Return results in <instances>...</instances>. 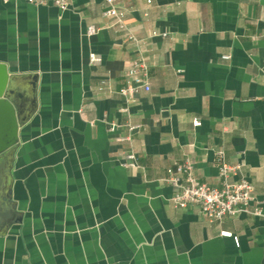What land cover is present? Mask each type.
I'll return each mask as SVG.
<instances>
[{
    "label": "crops",
    "instance_id": "obj_1",
    "mask_svg": "<svg viewBox=\"0 0 264 264\" xmlns=\"http://www.w3.org/2000/svg\"><path fill=\"white\" fill-rule=\"evenodd\" d=\"M67 1L0 0L7 89L35 103L0 157V264H264V0H116L124 30L103 0ZM139 54L150 90L126 103ZM184 157L215 187L235 166L260 215L174 207L163 178Z\"/></svg>",
    "mask_w": 264,
    "mask_h": 264
},
{
    "label": "built area",
    "instance_id": "obj_2",
    "mask_svg": "<svg viewBox=\"0 0 264 264\" xmlns=\"http://www.w3.org/2000/svg\"><path fill=\"white\" fill-rule=\"evenodd\" d=\"M6 2L8 0H2ZM31 4H53L60 10L67 7V0H25ZM103 15L110 18L109 27L115 30H124L123 8H119L116 0H103ZM92 31V29H90ZM163 35V34H162ZM126 37L134 43H139L140 39L132 33L127 32ZM89 58L92 62L100 60L98 55L91 53ZM222 59H228V54H222ZM149 91L148 62L141 54L133 58L124 72V84L118 89L126 103L134 100V96L139 91ZM194 126L199 124V119L192 122ZM129 130H133L137 125L127 123ZM128 137H117L116 140H127ZM121 164L127 168H139L141 165L136 160L133 150H126L123 153ZM236 169L235 166L220 162L218 174L221 185L219 187L210 186L200 181L194 171L193 162L189 157H184L181 161L175 162L167 169V174L163 180L174 187L171 202L178 208H195L209 220H221L225 216H236L241 212L260 215V209L252 205V185L245 179L229 182L228 177Z\"/></svg>",
    "mask_w": 264,
    "mask_h": 264
},
{
    "label": "water",
    "instance_id": "obj_3",
    "mask_svg": "<svg viewBox=\"0 0 264 264\" xmlns=\"http://www.w3.org/2000/svg\"><path fill=\"white\" fill-rule=\"evenodd\" d=\"M3 63H0V157L11 150L18 141V128L33 112L35 103L28 97L22 109L7 89L11 80Z\"/></svg>",
    "mask_w": 264,
    "mask_h": 264
}]
</instances>
